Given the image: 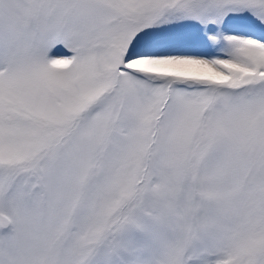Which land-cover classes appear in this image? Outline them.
Returning <instances> with one entry per match:
<instances>
[{
	"label": "snow or ice",
	"instance_id": "snow-or-ice-1",
	"mask_svg": "<svg viewBox=\"0 0 264 264\" xmlns=\"http://www.w3.org/2000/svg\"><path fill=\"white\" fill-rule=\"evenodd\" d=\"M0 264H264V0H0Z\"/></svg>",
	"mask_w": 264,
	"mask_h": 264
}]
</instances>
